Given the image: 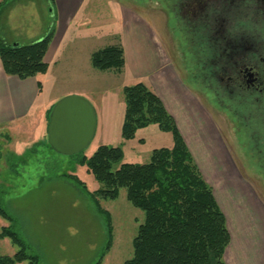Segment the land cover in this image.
<instances>
[{"label": "rangeland", "instance_id": "374dc122", "mask_svg": "<svg viewBox=\"0 0 264 264\" xmlns=\"http://www.w3.org/2000/svg\"><path fill=\"white\" fill-rule=\"evenodd\" d=\"M21 1L0 0V35L6 42L27 45L32 37L43 38L49 28L56 29L55 0ZM159 2L82 1L77 34L62 51L39 102L49 110L65 96L84 93L80 97L93 107L96 129L83 152L58 155L46 137L28 142L36 133L34 124L23 132L0 130V206L13 216L15 231L39 256V264H93L104 248L103 218L85 193L100 184L80 163L82 156L90 157L100 146L118 147L123 163L144 164L153 150L172 147L171 133L157 125L139 129L129 140L121 135L122 89L136 83L151 86V81L226 218L230 243L225 264H264V175L253 161L257 155L252 143L241 144L246 136L239 133L240 124L195 82L194 64L180 54L185 51L179 44L181 26H175V17ZM108 46L124 51L120 72H99L90 65L89 53ZM99 205L110 214L113 227L101 264H124L132 257V240L144 213L126 200L125 189ZM9 225L0 216V233ZM17 250L9 239H0V256L11 257Z\"/></svg>", "mask_w": 264, "mask_h": 264}, {"label": "trees", "instance_id": "16d2710c", "mask_svg": "<svg viewBox=\"0 0 264 264\" xmlns=\"http://www.w3.org/2000/svg\"><path fill=\"white\" fill-rule=\"evenodd\" d=\"M53 30L54 27L49 28L43 38L27 45L8 44L0 35V61L5 74L21 80L46 74L44 57ZM90 62L96 71L120 72L125 63L124 51L120 46H108L94 52ZM122 94L123 139H132L139 129L157 125L161 131L171 133L173 145L153 150L144 164L123 163L121 149L109 146H100L90 157L80 158V163L100 184L99 189L85 193L95 202L105 224L104 248L93 264H101L113 240L111 216L100 207L99 200H115L120 189H125L126 200L144 213V221L132 240V257L124 264H225L223 255L230 243L226 218L173 117L145 83L126 86ZM50 110L46 114L47 124ZM69 177L84 188L74 176ZM0 216L10 223L2 229L0 239H9L18 249L11 257L0 256V264H39V256L15 231L13 216L1 206Z\"/></svg>", "mask_w": 264, "mask_h": 264}, {"label": "flooded vegetation", "instance_id": "af4514ba", "mask_svg": "<svg viewBox=\"0 0 264 264\" xmlns=\"http://www.w3.org/2000/svg\"><path fill=\"white\" fill-rule=\"evenodd\" d=\"M158 1L181 26L195 82L240 124L264 175V0Z\"/></svg>", "mask_w": 264, "mask_h": 264}, {"label": "crops", "instance_id": "0c3cea01", "mask_svg": "<svg viewBox=\"0 0 264 264\" xmlns=\"http://www.w3.org/2000/svg\"><path fill=\"white\" fill-rule=\"evenodd\" d=\"M28 1L23 0L21 3H28ZM82 1L55 0L57 21L55 20L56 29L54 28L53 30V37L44 57V61L48 66L46 74L21 80L15 76L6 75L0 61V130L18 129L23 132L29 125L34 124L36 133L35 135H31L33 139H30L28 142H34L36 139L46 137L47 121L45 123V118L48 109L46 103L39 102V99L43 95L45 83L54 78L53 69L57 66L59 58L63 54L62 51L71 45L73 36L77 34L76 28L80 22V17L84 16V12H80ZM80 13L81 15H79ZM76 18L78 19L76 20ZM71 27L73 28V32L70 31ZM47 32L48 30L46 34ZM40 38V36L32 37L30 43ZM6 43L10 44L9 42ZM93 53H89V60ZM43 79L44 84L41 83ZM39 83L40 88L38 87ZM150 85L149 87L156 92L152 81ZM74 94L83 96L84 93L77 92Z\"/></svg>", "mask_w": 264, "mask_h": 264}, {"label": "water", "instance_id": "95a60500", "mask_svg": "<svg viewBox=\"0 0 264 264\" xmlns=\"http://www.w3.org/2000/svg\"><path fill=\"white\" fill-rule=\"evenodd\" d=\"M96 114L91 104L77 95L58 100L51 108L47 125V144L61 156L83 152L93 139Z\"/></svg>", "mask_w": 264, "mask_h": 264}]
</instances>
